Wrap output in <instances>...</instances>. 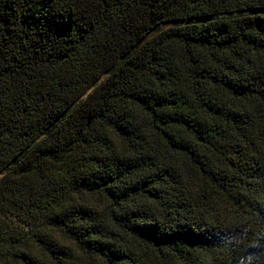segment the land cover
Segmentation results:
<instances>
[{
	"label": "trees",
	"instance_id": "16d2710c",
	"mask_svg": "<svg viewBox=\"0 0 264 264\" xmlns=\"http://www.w3.org/2000/svg\"><path fill=\"white\" fill-rule=\"evenodd\" d=\"M0 264H264V0H0Z\"/></svg>",
	"mask_w": 264,
	"mask_h": 264
},
{
	"label": "rangeland",
	"instance_id": "374dc122",
	"mask_svg": "<svg viewBox=\"0 0 264 264\" xmlns=\"http://www.w3.org/2000/svg\"><path fill=\"white\" fill-rule=\"evenodd\" d=\"M103 78H104V77H103ZM103 78H102V79H103Z\"/></svg>",
	"mask_w": 264,
	"mask_h": 264
}]
</instances>
